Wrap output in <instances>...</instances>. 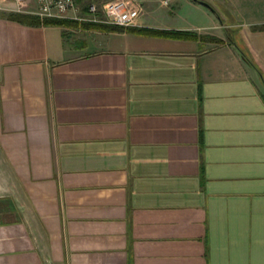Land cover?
I'll list each match as a JSON object with an SVG mask.
<instances>
[{
    "label": "crops",
    "instance_id": "0c3cea01",
    "mask_svg": "<svg viewBox=\"0 0 264 264\" xmlns=\"http://www.w3.org/2000/svg\"><path fill=\"white\" fill-rule=\"evenodd\" d=\"M75 1L0 0V264H264V81L227 39L264 70V0H135L125 30Z\"/></svg>",
    "mask_w": 264,
    "mask_h": 264
},
{
    "label": "built area",
    "instance_id": "2783aa9c",
    "mask_svg": "<svg viewBox=\"0 0 264 264\" xmlns=\"http://www.w3.org/2000/svg\"><path fill=\"white\" fill-rule=\"evenodd\" d=\"M13 1L17 6L18 12H24L28 8L29 0ZM35 2V15L42 20H79L75 0H35ZM165 5H169V2L166 1ZM141 10L142 8L135 0H111L103 7L104 18L100 20L95 17L98 12L97 6L92 5L90 7V13L93 15L92 21L122 28L135 27Z\"/></svg>",
    "mask_w": 264,
    "mask_h": 264
},
{
    "label": "trees",
    "instance_id": "16d2710c",
    "mask_svg": "<svg viewBox=\"0 0 264 264\" xmlns=\"http://www.w3.org/2000/svg\"><path fill=\"white\" fill-rule=\"evenodd\" d=\"M214 9V8H213ZM213 12H216L214 9ZM12 19L24 22L28 18L22 15H13L11 16ZM35 25L43 24V25H63L66 22V20H56V19H45V20H40L39 18H32ZM89 26H98L102 27L104 29H111V30H125V28L118 27V26H110V25H95V24H88ZM164 35H168L171 37H176V38H197L194 34H189V33H184L180 31H163ZM205 39V38H204ZM212 42L217 43V44H222L223 41L217 38H209ZM227 39L228 41L233 44L239 52L243 55V57L254 67L256 68L260 75L261 78L264 81V70L262 69V66L260 65L259 61L245 42V40L241 37L240 35V30L239 29H231L228 30L227 32Z\"/></svg>",
    "mask_w": 264,
    "mask_h": 264
},
{
    "label": "rangeland",
    "instance_id": "374dc122",
    "mask_svg": "<svg viewBox=\"0 0 264 264\" xmlns=\"http://www.w3.org/2000/svg\"><path fill=\"white\" fill-rule=\"evenodd\" d=\"M162 2V0L160 1V3ZM160 3H157V5L159 6ZM188 3H185V1H181L178 5V8L176 10V12L178 13V15L180 16L178 19H176L179 23L186 25L185 21H189V23L187 24H194V25H200L201 23V18L199 16V14L195 11V9H193L192 6L194 5H187ZM194 4V3H192ZM196 6V5H195ZM160 12L163 13H168L169 9H167V7H161L159 9ZM161 14V13H159ZM194 19H193V18ZM193 19V20H192ZM217 44V43H216Z\"/></svg>",
    "mask_w": 264,
    "mask_h": 264
},
{
    "label": "water",
    "instance_id": "95a60500",
    "mask_svg": "<svg viewBox=\"0 0 264 264\" xmlns=\"http://www.w3.org/2000/svg\"><path fill=\"white\" fill-rule=\"evenodd\" d=\"M193 1L196 3H199L200 5L208 8V9H210L212 12L214 10L208 3L204 2V1H201V0H193Z\"/></svg>",
    "mask_w": 264,
    "mask_h": 264
}]
</instances>
